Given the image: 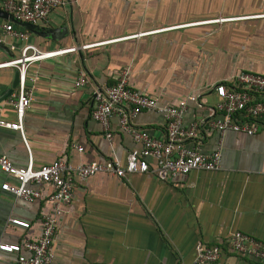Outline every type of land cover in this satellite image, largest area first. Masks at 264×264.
I'll return each instance as SVG.
<instances>
[{
  "label": "crops",
  "instance_id": "crops-1",
  "mask_svg": "<svg viewBox=\"0 0 264 264\" xmlns=\"http://www.w3.org/2000/svg\"><path fill=\"white\" fill-rule=\"evenodd\" d=\"M63 1L34 32L14 24L29 32L41 51L75 49L29 68L34 82L28 85L34 89L23 133L0 125V154L18 169L58 160L76 166L116 159L125 166L140 145L121 131L118 117L110 121L109 139L91 116L96 96L124 71L130 89L161 106L199 94L202 107L188 105L185 126L217 116L216 84L240 73L264 75V19L257 18L264 15V0ZM6 23L11 22L0 19ZM55 29L64 30L45 36ZM21 47L20 41L6 40L0 64L16 58ZM81 74L88 84L76 88ZM17 76L14 68H0V122L12 125ZM132 122L158 140L165 138V121L155 111H141ZM218 140L206 130L191 146L207 155ZM5 183L15 181L0 170V244L38 239L43 216L53 215L52 264H192L199 243L220 248L218 264H262L236 254L230 240L241 232L264 243V131L226 133L218 171L75 179L71 204L58 212L49 202L50 185L31 186L40 199L28 203L3 191ZM10 219L29 228L16 229ZM0 264H17L16 255H6Z\"/></svg>",
  "mask_w": 264,
  "mask_h": 264
},
{
  "label": "built area",
  "instance_id": "built-area-1",
  "mask_svg": "<svg viewBox=\"0 0 264 264\" xmlns=\"http://www.w3.org/2000/svg\"><path fill=\"white\" fill-rule=\"evenodd\" d=\"M64 4L63 0H0V10L17 22L37 25L47 23L51 13ZM257 18L264 19V15ZM8 39L22 43L16 58L0 64V68H14L18 72L17 91L11 100V105L16 111L17 123L12 125L1 121L0 125L16 128L23 133V118L31 105L34 89L28 85L30 81L34 82V79L28 78L29 68L37 62L72 53L75 49L41 51L31 44L30 33L15 28L12 22L0 24V45L5 44ZM92 46H84L83 49ZM9 48L11 51L16 49L12 45ZM87 84L86 76L81 74L75 87L83 88ZM214 92L218 98L215 105L217 116L206 122H195L185 126L183 118L188 105L194 103L199 108L202 107L199 94L190 95L176 106H161L157 99L130 89L128 73L124 71L112 87L106 89L104 94L96 96L91 116L101 125L109 139L110 121L113 117H118L121 131L140 145L139 151L129 153L125 166L116 159L76 166L58 160L38 169H35L32 163L25 169H18L6 156L0 154V170L15 181L14 184H3L1 189L16 199L33 203L40 199V192L31 186L50 185L53 193L49 197V202L58 212L61 207L71 204L75 179L84 181L97 174L120 179L130 174L177 178L193 172L218 171L221 164L222 138L226 133L253 136L264 131V76L240 73L216 84ZM141 111H155L162 115L165 121L163 140H158L147 130L138 129L133 125V119ZM206 130L212 131L219 138L217 149L207 155L200 153L194 145L191 146V143L198 141ZM9 224L21 231L29 228L28 223L15 219H10ZM56 235L55 217L44 215L40 237L34 241H26L23 245L0 244V259L6 255H16L17 264H52ZM230 242L236 254L264 264V243L241 232L233 233ZM220 256L219 247H208L199 243L192 264H218Z\"/></svg>",
  "mask_w": 264,
  "mask_h": 264
},
{
  "label": "water",
  "instance_id": "water-1",
  "mask_svg": "<svg viewBox=\"0 0 264 264\" xmlns=\"http://www.w3.org/2000/svg\"><path fill=\"white\" fill-rule=\"evenodd\" d=\"M0 19L10 21V22L14 23L15 25H19L20 27H23L30 32H34V29H35L34 25L17 22L15 19H13L11 16H9L8 14H6L5 12H3L1 10H0ZM63 30L64 29H55V30H52V31L45 33V36L52 35L51 37H53L58 33L61 34L63 32ZM18 79H19V77L17 76V79L15 81L16 86L18 85Z\"/></svg>",
  "mask_w": 264,
  "mask_h": 264
},
{
  "label": "trees",
  "instance_id": "trees-1",
  "mask_svg": "<svg viewBox=\"0 0 264 264\" xmlns=\"http://www.w3.org/2000/svg\"><path fill=\"white\" fill-rule=\"evenodd\" d=\"M258 75H261V74H258ZM261 76H264V75H261Z\"/></svg>",
  "mask_w": 264,
  "mask_h": 264
}]
</instances>
